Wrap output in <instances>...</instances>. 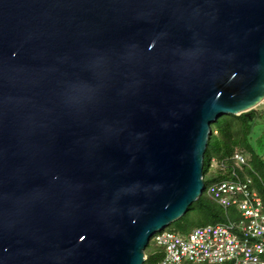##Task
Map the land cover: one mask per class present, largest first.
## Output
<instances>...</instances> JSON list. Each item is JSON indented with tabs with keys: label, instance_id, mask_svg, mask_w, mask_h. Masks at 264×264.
Returning <instances> with one entry per match:
<instances>
[{
	"label": "water",
	"instance_id": "95a60500",
	"mask_svg": "<svg viewBox=\"0 0 264 264\" xmlns=\"http://www.w3.org/2000/svg\"><path fill=\"white\" fill-rule=\"evenodd\" d=\"M263 103L264 0H0V264H145Z\"/></svg>",
	"mask_w": 264,
	"mask_h": 264
},
{
	"label": "built area",
	"instance_id": "2783aa9c",
	"mask_svg": "<svg viewBox=\"0 0 264 264\" xmlns=\"http://www.w3.org/2000/svg\"><path fill=\"white\" fill-rule=\"evenodd\" d=\"M233 163L231 179L210 184L204 196L224 210L236 209L240 221L199 227L187 237L166 230L157 233L153 244L165 251L161 264H264L263 200L253 180L237 174L250 168V156L238 149ZM225 164L214 159L213 172L226 171Z\"/></svg>",
	"mask_w": 264,
	"mask_h": 264
},
{
	"label": "trees",
	"instance_id": "16d2710c",
	"mask_svg": "<svg viewBox=\"0 0 264 264\" xmlns=\"http://www.w3.org/2000/svg\"><path fill=\"white\" fill-rule=\"evenodd\" d=\"M257 119H259V112L254 110L241 116H224L212 124L205 157L204 178L212 177L211 184L230 180L234 170L233 156L238 149H245L244 151L250 156V168L243 172L238 170L237 174L242 179L250 177L253 180V187L262 198L264 205V157L258 155L250 143L254 123ZM214 159L219 163L225 162L226 171L220 169L212 172ZM240 219L236 209L224 210L217 203L203 196L190 208L182 220L174 224L177 228L175 233L187 237L196 228L228 224L229 220L238 222ZM156 247L159 249L150 250L149 245L146 251L148 259L145 264H161L163 262L165 251Z\"/></svg>",
	"mask_w": 264,
	"mask_h": 264
},
{
	"label": "rangeland",
	"instance_id": "374dc122",
	"mask_svg": "<svg viewBox=\"0 0 264 264\" xmlns=\"http://www.w3.org/2000/svg\"><path fill=\"white\" fill-rule=\"evenodd\" d=\"M255 111L259 112V119H257L256 122L254 123V128H253V131L251 134L250 143H251L253 149L255 150V152L258 155L264 157V115H263L264 103L262 105H260L258 108H256ZM211 171L213 172L214 170L211 169ZM211 179H212V177H209V176L206 177V179H205L206 187H208L211 184ZM205 196H206V194H205ZM176 229H177L176 226L173 224L169 228H167L166 231L174 233ZM155 238H156V236H154L151 240L152 244L150 245V250L159 249L153 244V242H155Z\"/></svg>",
	"mask_w": 264,
	"mask_h": 264
}]
</instances>
